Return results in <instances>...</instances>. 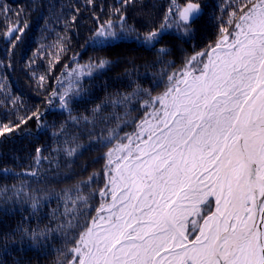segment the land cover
Wrapping results in <instances>:
<instances>
[{
  "label": "snow or ice",
  "instance_id": "obj_1",
  "mask_svg": "<svg viewBox=\"0 0 264 264\" xmlns=\"http://www.w3.org/2000/svg\"><path fill=\"white\" fill-rule=\"evenodd\" d=\"M134 2L121 0L122 7ZM235 2L239 7L229 12L227 20L218 18L215 42L186 55L179 69H173V60L164 59L172 49L161 41L172 30L181 38L194 35L193 25L203 14L194 0L183 6L172 0L159 26L143 33L127 23L121 8L111 12L118 20L110 18L92 30L86 44L93 48L135 43L155 49L153 67L159 63L161 68L151 73L152 88L163 84L164 90L153 95L151 88L137 83L130 92H117L96 104L91 115H73V103L89 91L84 79L102 72L112 61L77 63L62 74L63 80L58 78L62 91L54 90L48 104L57 98L68 120L53 131L54 137L64 139L52 151L74 161L86 150L107 148L101 157L104 186L91 188L100 175L92 172L56 193L58 207L52 218L60 222L42 229L18 225L22 242L31 241L30 247L39 249L42 241L59 234L64 247H53L60 254L56 264L64 260L67 264H264V0ZM9 12L8 5L0 4V13ZM22 13L23 8H18L15 24L2 33L13 47L20 40L17 33L27 27L26 23L20 26ZM135 71L126 69V74ZM39 79L43 82L45 77ZM4 87L0 84V90ZM4 95L12 105L5 107L6 114L16 115L0 124V137L14 131L38 135L48 127L45 112L36 108L19 115V98ZM109 105L113 111L102 114ZM137 105L143 110L139 120L132 115ZM120 107L122 114L116 111ZM31 120L36 121V133L27 128ZM109 120H115V125L97 133V125ZM68 123L90 126L87 145L78 142V134L67 132ZM130 124L134 131L121 135ZM43 152L42 147L35 148V167L27 173L38 179L41 163L53 162ZM12 187L19 198L23 189ZM7 191V186L0 188V194ZM97 194L101 203L95 207L91 201ZM47 199L29 197L33 214Z\"/></svg>",
  "mask_w": 264,
  "mask_h": 264
},
{
  "label": "trees",
  "instance_id": "obj_2",
  "mask_svg": "<svg viewBox=\"0 0 264 264\" xmlns=\"http://www.w3.org/2000/svg\"><path fill=\"white\" fill-rule=\"evenodd\" d=\"M186 2L187 0H176L179 6ZM194 2L200 3L203 10V14L193 25L194 35L191 38H181L180 34L172 30L161 41V44H166L172 49L164 59L175 62L173 69L182 66L186 55L200 51L210 42L214 43L221 22L218 18L227 20L229 12L239 7L235 0ZM171 3L172 0H135L134 4L122 7L121 0H92V3H88V0H0V4H6L12 9L6 16L0 13V84L5 86L0 90V101L4 104V107H0V124L8 123V120L15 119L16 115L12 113L9 116L5 112V107L12 108L10 99L4 95L7 92L9 97L19 98L20 104L17 105L19 115L30 114L39 108L45 112L43 119L48 125L38 135L23 136L14 131L0 137V188L5 186L8 188L7 193L0 194V264H17V261L19 264H56L60 254L53 251V247L57 249L64 247V241L59 234H53L50 240L42 241L38 249L30 247L31 241H21L20 233L16 232L18 225L30 229H42L46 226L55 228L60 222L59 219L52 218L53 210L58 207L56 193L87 179L92 172L100 175L91 188L100 189L104 186L105 160L101 157L107 148L86 150L74 161H67L62 154L52 151L53 148L62 146L64 139L63 136L54 137L53 131H58L60 124L68 120V113L60 109L57 98L53 97L52 104H48L54 90L62 91L58 78L63 80L65 76L62 74L70 72L77 63L86 64L90 59L100 58L112 61L102 72L84 79L83 84L89 91L85 97L77 98L73 103V115H91V109L96 104L117 92H130L137 83L145 88H151L153 95L162 92L163 84L152 88L151 73L158 72L161 68L159 63H155L153 67V62L157 60L155 49L149 51L135 43L93 48L88 46L86 41L99 23L110 18L118 20V15H111L115 8H121L127 16V23L134 25L143 33L151 27L159 26ZM18 8H23L20 26L24 27L26 23L27 27L23 33H17L20 40L16 41L13 47L2 33L7 31L8 26L15 24L14 13ZM73 16L76 17L75 21L72 19ZM97 17L99 19H96ZM161 44L156 47H160ZM133 68L137 71L131 75L126 74V69ZM145 73L149 74L147 78L144 76ZM41 76L45 77L43 82L39 79ZM112 111L109 105L102 114L107 115ZM116 111L122 114L123 107L117 108ZM132 115L139 120L143 117V110L137 105L132 109ZM115 123V120L99 123L96 132L98 133L101 128L114 126ZM88 127L90 126L76 127L68 123L67 132L78 134V142L87 145ZM134 127L131 124L123 127L121 135L133 132ZM27 128L36 133V121H29ZM36 147H42L43 155L52 158L53 161L51 165L48 161L41 163L39 179L24 174L35 167L32 158L35 156ZM3 169L9 171L5 173ZM65 176L68 178L65 179ZM13 185L16 189H23L19 198L14 194ZM30 196L49 199L42 200L39 211L33 214ZM91 203L95 207L99 206L101 199L98 194ZM62 210L61 206L60 211ZM59 215V212H56L58 218ZM92 215H95L94 208ZM5 237H8L7 241ZM70 258L69 256L68 259ZM64 264H67V260H64Z\"/></svg>",
  "mask_w": 264,
  "mask_h": 264
},
{
  "label": "water",
  "instance_id": "obj_3",
  "mask_svg": "<svg viewBox=\"0 0 264 264\" xmlns=\"http://www.w3.org/2000/svg\"><path fill=\"white\" fill-rule=\"evenodd\" d=\"M29 172H30V171L24 172V174H25V175H29V174H27V173H29Z\"/></svg>",
  "mask_w": 264,
  "mask_h": 264
}]
</instances>
